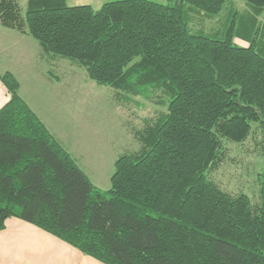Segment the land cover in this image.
Masks as SVG:
<instances>
[{
  "label": "trees",
  "instance_id": "1",
  "mask_svg": "<svg viewBox=\"0 0 264 264\" xmlns=\"http://www.w3.org/2000/svg\"><path fill=\"white\" fill-rule=\"evenodd\" d=\"M226 0H0V25L69 58L118 100L163 106L133 130L137 150L114 160L97 188L19 96L9 71L0 107V229L25 220L105 264H264V164L259 201L209 178L224 139L257 124L264 158V0L220 34L192 30V12ZM238 16V15H237ZM264 22L262 23V30ZM239 38L247 45H238ZM264 163V162H263Z\"/></svg>",
  "mask_w": 264,
  "mask_h": 264
},
{
  "label": "rangeland",
  "instance_id": "2",
  "mask_svg": "<svg viewBox=\"0 0 264 264\" xmlns=\"http://www.w3.org/2000/svg\"><path fill=\"white\" fill-rule=\"evenodd\" d=\"M66 1L69 5L89 4L98 8L109 0ZM18 2L24 11L26 0ZM251 8L244 0H226L217 14L192 12L190 26L192 30L220 34L232 19L238 22L241 15L246 17L250 14ZM263 22L264 9L258 16L259 32L263 33L264 40ZM234 41L238 45H247L239 38ZM56 57L55 65H50V71L57 78L49 75L50 83L44 85L38 77L40 89L47 98L41 100L44 103L40 105L43 120L92 183L106 190L110 186L114 160L120 154L133 152L139 147L133 137V130L142 125V118L154 116L164 107L142 96L117 100L111 87L89 79L85 70L69 58ZM261 138L262 131L257 124H252V131L244 141L237 143L224 139L225 157L217 169L209 172V178L226 191L243 192L253 202H258L259 177L264 164Z\"/></svg>",
  "mask_w": 264,
  "mask_h": 264
},
{
  "label": "crops",
  "instance_id": "3",
  "mask_svg": "<svg viewBox=\"0 0 264 264\" xmlns=\"http://www.w3.org/2000/svg\"><path fill=\"white\" fill-rule=\"evenodd\" d=\"M56 58L44 53L39 42L31 36L0 25V72L9 71L16 77L19 96L45 126L40 105L44 103L41 100L47 98L40 89V83L49 84L51 76L57 78L50 71V65H55ZM8 99L9 93L0 81V107ZM0 264L105 263L82 253L55 235L12 216L5 219L4 227L0 229Z\"/></svg>",
  "mask_w": 264,
  "mask_h": 264
}]
</instances>
